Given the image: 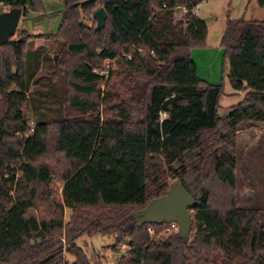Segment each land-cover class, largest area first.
<instances>
[{
	"label": "trees",
	"instance_id": "obj_1",
	"mask_svg": "<svg viewBox=\"0 0 264 264\" xmlns=\"http://www.w3.org/2000/svg\"><path fill=\"white\" fill-rule=\"evenodd\" d=\"M59 1V28L40 35L61 45L55 119L31 125L22 109L43 61L28 49L33 36L0 46V264H93L77 241L94 234L125 247L115 264H264V207L236 203L238 126L264 122V21H227L220 45L233 88L246 94L223 115L224 84L201 78L193 58L208 45L195 13L205 0ZM0 3L26 17L45 9L43 0ZM97 7L106 24L89 29L81 12ZM108 58L109 76L95 73ZM170 175L198 201L189 241L160 234L168 223H138Z\"/></svg>",
	"mask_w": 264,
	"mask_h": 264
},
{
	"label": "rangeland",
	"instance_id": "obj_2",
	"mask_svg": "<svg viewBox=\"0 0 264 264\" xmlns=\"http://www.w3.org/2000/svg\"><path fill=\"white\" fill-rule=\"evenodd\" d=\"M43 3L45 7L43 11H31L28 17L22 16L17 32L12 38L18 39L20 31L25 33L23 35H32L28 49L33 51L40 49L43 57L37 76L39 82L31 87V91L28 92L30 101L22 106L23 112L28 117L31 125H35L39 119H55L63 105V100L58 93L60 92L61 84H63L61 82L62 75L59 73V76L54 77V72L57 74L58 72L53 65L54 61L57 63L61 57V45L54 39H46L40 35L57 31L62 21L65 5L59 0H43ZM10 8V6L0 3V12ZM99 8L97 7L89 13L81 12V19L89 29L97 27L94 12ZM177 17L179 18L180 15ZM216 39L217 33L213 28L211 41L215 47L205 53L206 55L203 57L201 52H197L200 50H197L194 53V59L199 67L201 78L212 84H224L225 93L221 98V113L224 115L230 111L231 106L242 99L232 95V92L236 90L232 86L229 72L226 71L224 53L215 51V49L220 47L216 43ZM12 88H16V86ZM101 89H105L104 84ZM53 91H56V93ZM237 157V206L241 208H263L264 122L245 121L238 126ZM171 180L173 184L175 181L172 176ZM52 186L55 189L54 194L61 197L63 183L58 174L54 175ZM70 213V210L67 209V218H69ZM77 243L85 250L93 264H115L125 252V247L117 246L113 237L103 234L84 235Z\"/></svg>",
	"mask_w": 264,
	"mask_h": 264
},
{
	"label": "water",
	"instance_id": "obj_3",
	"mask_svg": "<svg viewBox=\"0 0 264 264\" xmlns=\"http://www.w3.org/2000/svg\"><path fill=\"white\" fill-rule=\"evenodd\" d=\"M23 16V8L11 7L0 12V46L11 41L16 34L20 20ZM97 20V29L105 26L107 12L100 7L94 12ZM57 59V57H56ZM197 199L191 194L181 181L174 182L166 194L155 198L151 203L139 211L136 215L139 225L147 223H172L179 226L178 234L186 241L190 240L193 227V210L197 206Z\"/></svg>",
	"mask_w": 264,
	"mask_h": 264
},
{
	"label": "crops",
	"instance_id": "obj_4",
	"mask_svg": "<svg viewBox=\"0 0 264 264\" xmlns=\"http://www.w3.org/2000/svg\"><path fill=\"white\" fill-rule=\"evenodd\" d=\"M197 15L205 20L208 25V45L203 49H195L194 53L197 52L202 53V57L205 56L210 49L215 47L211 41V34L213 28L217 33L216 43L220 45L222 35L224 29L226 27L227 21L230 20H261L264 21V8L259 5L258 0H205L200 3L195 9ZM216 46L218 47V45ZM215 51L224 53L223 48L219 47V49H215ZM197 64V63H196ZM226 68L229 72L228 63L225 64ZM198 67V65H197ZM199 72V67H198ZM246 92H232V95H236L241 99L244 98Z\"/></svg>",
	"mask_w": 264,
	"mask_h": 264
},
{
	"label": "built area",
	"instance_id": "obj_5",
	"mask_svg": "<svg viewBox=\"0 0 264 264\" xmlns=\"http://www.w3.org/2000/svg\"><path fill=\"white\" fill-rule=\"evenodd\" d=\"M183 11H187L186 7H182ZM197 14V12H195ZM139 51H142V49L140 48ZM127 55L129 58H132V54L131 53H127L125 54ZM115 66V59L114 58H108L104 61L103 65L99 68H94L93 71L95 73H98L100 75H103L105 77H108L111 70L113 69V67ZM17 135L19 137H23V133L22 132H19L17 133ZM150 231L151 233L154 234V229L153 228H150ZM179 231V226L177 223L175 222H172V223H168L166 224L165 228L162 230V232H160V234H163V233H173V232H178Z\"/></svg>",
	"mask_w": 264,
	"mask_h": 264
}]
</instances>
